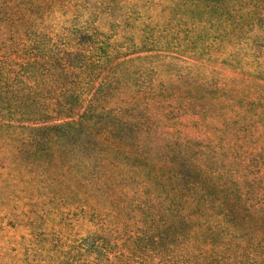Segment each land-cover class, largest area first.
I'll return each mask as SVG.
<instances>
[{
  "label": "trees",
  "instance_id": "obj_1",
  "mask_svg": "<svg viewBox=\"0 0 264 264\" xmlns=\"http://www.w3.org/2000/svg\"><path fill=\"white\" fill-rule=\"evenodd\" d=\"M154 111L264 138V0H0V154L41 187L77 161L71 208L98 225L59 264H264L262 141L227 182L199 142L164 139ZM153 141L197 200L139 202L131 176L120 196L89 184L105 152L149 167Z\"/></svg>",
  "mask_w": 264,
  "mask_h": 264
},
{
  "label": "rangeland",
  "instance_id": "obj_2",
  "mask_svg": "<svg viewBox=\"0 0 264 264\" xmlns=\"http://www.w3.org/2000/svg\"><path fill=\"white\" fill-rule=\"evenodd\" d=\"M172 73L174 72L161 74V80L169 82L174 79ZM153 115H157L155 111ZM159 119L157 115L154 120L157 122L155 130L164 136V139L170 140L172 137L174 138L172 142H175L176 139L187 138L199 142L201 154L207 153L208 158L214 157L210 161L211 166L221 173L220 178L227 182L233 180L228 175V170L234 169L236 175L243 174L241 156L249 146L262 141L260 147L264 148V138L249 135V129L247 136L250 138L244 142L240 140L243 135L237 130L219 131L220 126L215 129L199 122H189L181 126L165 122L167 125L161 126ZM150 145L155 156L149 162V167L125 159V156L115 151L105 152L101 159H97L98 163L88 164L87 170H93L94 175L90 173L92 179L89 184L99 179L114 181L116 185L114 192L120 196L121 185L127 183V177L131 176V182H134L131 196L137 198L139 202L141 197H154L153 201H158L161 206L163 201L171 204L173 198L174 207H180V203L185 204L188 196H194L197 200L202 194L199 189L189 191L185 183L176 180L178 178L173 175L174 170L163 165L167 158L164 147L161 146L165 144L153 141ZM3 157L7 160L5 164L1 163L3 165L0 167V264H59L63 260L65 250L61 246L73 247L82 235L96 231L98 227V225L93 227L87 222L89 214L71 208L74 198L70 193L71 185L75 184L74 179L77 176L82 178V166L76 165V161L72 164L75 172L54 170V174L48 176L51 178L49 186L44 187L46 186L44 183L45 185L41 187L34 174L29 173L28 168L21 170L17 165L18 161L7 152L0 154V160ZM202 160L204 163L206 157L202 156L199 163ZM223 163H227L228 166L224 167ZM194 209V205H189L184 210ZM46 235L47 238H44Z\"/></svg>",
  "mask_w": 264,
  "mask_h": 264
}]
</instances>
